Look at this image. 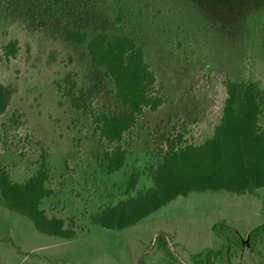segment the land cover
I'll list each match as a JSON object with an SVG mask.
<instances>
[{
    "label": "rangeland",
    "instance_id": "374dc122",
    "mask_svg": "<svg viewBox=\"0 0 264 264\" xmlns=\"http://www.w3.org/2000/svg\"><path fill=\"white\" fill-rule=\"evenodd\" d=\"M114 1L0 0V81L16 88L0 114V166L22 180L42 164L52 193L41 206L72 219L76 230L73 239L49 236L0 205V264H197L200 252L215 245L213 222L243 237L264 224L263 188L179 195L123 229L90 222L98 208L152 184L166 137L199 142L211 134L224 77H254L264 87V0H118L119 24L111 17ZM67 26L133 37L156 74L163 101L154 110L144 107L124 132L125 160L114 172L100 157L113 144L95 131L90 111L127 106L86 42L63 37ZM9 41L14 54L6 53ZM259 124L264 131V107ZM262 236L256 250L244 246L215 264H264Z\"/></svg>",
    "mask_w": 264,
    "mask_h": 264
},
{
    "label": "trees",
    "instance_id": "16d2710c",
    "mask_svg": "<svg viewBox=\"0 0 264 264\" xmlns=\"http://www.w3.org/2000/svg\"><path fill=\"white\" fill-rule=\"evenodd\" d=\"M112 21L124 18L122 4H112ZM252 26V33H253ZM63 37L74 43L86 42L92 60L103 67L115 85L117 97L127 110L112 111L97 108L90 111L95 131L113 146L101 152L107 172L118 170L125 160L120 144L126 130L135 124L144 107L156 109L163 101L156 74L145 57L143 46L133 37L107 30L88 35L84 30L67 26ZM16 44L9 41L6 53L14 54ZM225 96L218 122L203 140L182 139L180 135L166 137L160 157L153 165L152 184L128 194L114 203L98 208L89 216L92 224L107 229H123L135 225L179 195L196 191H226L235 194H254L264 189V131L259 117L264 107V87L254 77H224ZM16 88L0 81V114L10 103ZM78 105V102H76ZM137 174L130 176L133 189ZM52 193L46 168L40 164L22 180L13 179L0 166V205L14 214L26 217L40 233L59 238L76 237L72 219L48 215L41 206ZM214 246L204 248L197 264H215L237 255L248 246L256 250L262 242L264 224L252 227L245 237L222 220L212 223ZM165 244V243H164ZM162 245L172 258L173 252ZM174 257V256H173Z\"/></svg>",
    "mask_w": 264,
    "mask_h": 264
}]
</instances>
